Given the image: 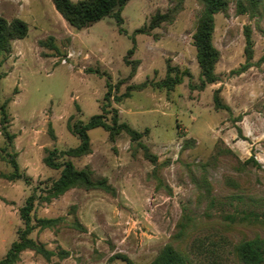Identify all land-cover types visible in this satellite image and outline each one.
<instances>
[{"label": "rangeland", "instance_id": "rangeland-1", "mask_svg": "<svg viewBox=\"0 0 264 264\" xmlns=\"http://www.w3.org/2000/svg\"><path fill=\"white\" fill-rule=\"evenodd\" d=\"M237 1L215 15L220 82L201 89L193 42L200 0H131L121 26L106 18L82 30L52 0H0V17L29 28L0 56V261L23 227L20 209L35 193L34 219L59 221L30 237L55 256L28 250L17 264H124L121 256L148 264L168 244L195 264H243L237 246L264 240V3L250 16L236 12ZM169 66L171 77H183L172 90L158 86ZM216 96L230 110L217 108ZM1 107L11 143L1 132ZM112 109L119 124L142 136L133 141L122 131L111 139L96 128L89 131L92 153L70 159L108 179L116 194L75 188L45 201L44 191L61 175L45 157L80 145L68 124L101 115L112 125ZM12 159L20 179L7 178L16 173Z\"/></svg>", "mask_w": 264, "mask_h": 264}, {"label": "trees", "instance_id": "trees-1", "mask_svg": "<svg viewBox=\"0 0 264 264\" xmlns=\"http://www.w3.org/2000/svg\"><path fill=\"white\" fill-rule=\"evenodd\" d=\"M131 0H80L74 2L72 0H52L56 10L67 21V23L77 29L82 30L89 28L93 24L106 18H114L118 26L124 22L122 13L126 5ZM203 5L201 16L198 19L196 31L193 35L194 46L197 50V60L200 67L201 89H205L207 85L220 82L219 76L216 74V65L220 60V51L213 42V34L215 30V15L218 13H227L230 8L229 0H200ZM264 0H238L236 4V12L240 15L249 14L257 15ZM160 24V23H159ZM159 24H153V28ZM29 28L26 22L21 19L8 21L0 17V56L8 55L12 51V43L16 40H22L28 36ZM246 49L245 54L248 60L253 52L252 30L250 27L245 28ZM135 47L129 51V55H133ZM126 63H130L126 59ZM250 67L249 63L237 70V73H243ZM175 69L168 67V77L161 83L160 88L172 90L176 85L183 82V77H171ZM136 75V68H133L132 78ZM1 79V78H0ZM110 86V85H108ZM141 85L140 88H143ZM111 92L106 95V101L111 103ZM121 97H114V102L118 104ZM215 103L217 108L230 110L226 105H222L216 96ZM110 106V105H109ZM2 112V135L8 143L13 141L14 136L8 132V114L5 107H1ZM113 123L110 125L106 117L97 115L92 117L87 123L79 122L75 125L68 124L70 132L77 136L80 145L76 148H70L62 152L61 157H57V150L50 151L45 157L44 162L47 167L54 170H61V175L56 181L49 183L44 191L45 201L50 202L59 198L69 190L82 188L85 190H104L113 195L116 194L115 188L106 178H94L93 171L86 166L78 169L70 158H79L90 155L92 153V143L89 131L96 128H103L110 133V138L114 139L118 133L124 131L129 134L133 141L139 139L142 135L130 127L128 124H119L118 110L112 109ZM52 136L55 138L54 134ZM146 157L152 162H157V157L146 153ZM62 159V160H61ZM61 160V161H60ZM254 160V159H253ZM11 164L15 170V174L7 178H21L19 173V164L12 159ZM25 180H30L25 177ZM37 194H32L26 201L25 205L20 209V217L23 227L17 232V240L13 242L6 256L0 261V264H17L20 262L21 254L25 251H34L47 260H51L55 256V252L46 248L45 244L32 239L30 236L37 228L40 230L49 229L55 226L59 219H37L33 217ZM178 238L185 235V225H182ZM239 260L243 264H264V240L254 239L246 241L236 248ZM68 253L62 252L61 258H65ZM124 264H136L129 257H120ZM195 259L182 253L173 244L166 245L159 255L148 264H195Z\"/></svg>", "mask_w": 264, "mask_h": 264}]
</instances>
